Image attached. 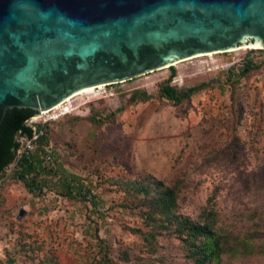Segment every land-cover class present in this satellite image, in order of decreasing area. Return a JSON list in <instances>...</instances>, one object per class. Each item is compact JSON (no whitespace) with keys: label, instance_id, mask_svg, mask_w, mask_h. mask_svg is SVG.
<instances>
[{"label":"rangeland","instance_id":"rangeland-1","mask_svg":"<svg viewBox=\"0 0 264 264\" xmlns=\"http://www.w3.org/2000/svg\"><path fill=\"white\" fill-rule=\"evenodd\" d=\"M247 60L254 66L241 74ZM167 79L192 93L164 96ZM95 87L27 120L46 133L47 155L26 180L15 161L0 175V264H195L179 224L207 213L228 237L220 264H264V227L252 222H264V209L249 218L264 189L244 183L264 156V49L198 55ZM24 138L16 158L36 148L24 150ZM165 187L176 195L171 221L155 216ZM246 238L247 249L227 246Z\"/></svg>","mask_w":264,"mask_h":264},{"label":"water","instance_id":"water-1","mask_svg":"<svg viewBox=\"0 0 264 264\" xmlns=\"http://www.w3.org/2000/svg\"><path fill=\"white\" fill-rule=\"evenodd\" d=\"M247 46L264 0H0V161L21 120L83 89Z\"/></svg>","mask_w":264,"mask_h":264},{"label":"trees","instance_id":"trees-1","mask_svg":"<svg viewBox=\"0 0 264 264\" xmlns=\"http://www.w3.org/2000/svg\"><path fill=\"white\" fill-rule=\"evenodd\" d=\"M253 66L254 65L251 61H245L240 73L243 74L248 72ZM160 91L164 94V96L177 100L183 97H188L192 93L191 91H177L175 87L169 85V79L162 83ZM31 117L32 116L21 120L20 126L12 132L10 143L0 161V175L12 161H15V177L20 180H26L29 175L36 173L37 169L41 167V163L45 161L48 139L46 137V133L41 131L40 125H37L36 129H33L31 125L27 124V120ZM34 133L38 135L35 140L36 148L34 149V152H30L28 154L21 153L16 158V151L20 146L17 136L32 138ZM35 153L42 155L40 159L37 155L34 156ZM262 158L263 159L260 161L261 163L254 166L252 165L250 168L248 167V179H244V183L248 186V190L256 188L258 190L264 189V156ZM142 191L147 192L148 189L144 186V190ZM162 191L163 195L155 199V203L158 205V211L155 216L159 217L160 220L167 221H171L174 218L177 219L178 216L174 212L176 201L174 188L165 187ZM262 205H264V201L260 206ZM258 208L260 211L256 209L257 211L254 210L249 216L251 220H253V217L256 215L258 217H263L261 215V211L264 209V206ZM211 209V211H213V208ZM215 215L216 213L214 215L207 213L201 221L186 218L179 224L180 228L186 232V242L191 245L195 264H220L218 262L220 251L223 250L224 244H229L227 235L220 233L218 230V222ZM252 222L256 225L264 227V222L260 224H258L257 221ZM227 246L234 250L237 246H242L247 249L248 239H236L233 244Z\"/></svg>","mask_w":264,"mask_h":264},{"label":"bare ground","instance_id":"bare-ground-1","mask_svg":"<svg viewBox=\"0 0 264 264\" xmlns=\"http://www.w3.org/2000/svg\"><path fill=\"white\" fill-rule=\"evenodd\" d=\"M247 47H249V46H247ZM255 48H257V47H255ZM98 87H101V86H98ZM95 88H97V87H89V88H86V89H83V90H81V91H79V92H77V93H75V94H73L71 97H69V98H67V100H65L66 102H65V104H67L68 102H70V100L72 99V97H76V96H78L79 94H81V92L83 93V92H86L87 94L89 93V94H91V93H93V90L95 89ZM64 105V103L63 104H59V105H57L56 107L58 108V107H62ZM55 107V108H56ZM71 109L70 108H68V107H64V109H63V112H68V111H70Z\"/></svg>","mask_w":264,"mask_h":264},{"label":"built area","instance_id":"built-area-1","mask_svg":"<svg viewBox=\"0 0 264 264\" xmlns=\"http://www.w3.org/2000/svg\"><path fill=\"white\" fill-rule=\"evenodd\" d=\"M37 134L36 133H34L33 134V136H32V138H24V141H25V146H23V148H24V150L26 149V150H29V149H31L32 148V146H33V143L35 142V140L37 139ZM23 150V151H24ZM17 152L18 153H20L21 152V150H17ZM28 152V151H27Z\"/></svg>","mask_w":264,"mask_h":264}]
</instances>
